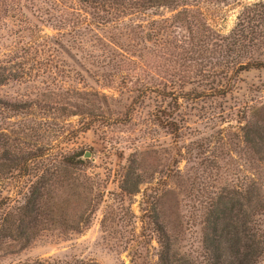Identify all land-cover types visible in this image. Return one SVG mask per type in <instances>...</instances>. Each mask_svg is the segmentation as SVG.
<instances>
[{"label": "rangeland", "instance_id": "1", "mask_svg": "<svg viewBox=\"0 0 264 264\" xmlns=\"http://www.w3.org/2000/svg\"><path fill=\"white\" fill-rule=\"evenodd\" d=\"M202 7L196 14L207 19L204 27L192 12L184 19L179 8L99 23L100 12L79 0L0 3V71L9 77L0 84V152L17 144L18 135L21 141L26 128L31 147L79 152L85 172L106 192L88 225L8 242L0 264H158L152 219L171 228L177 257L196 256L190 202L200 198L189 186L192 177L208 188L250 183L264 194V160L256 153L264 145L251 152L243 141L254 107L264 102V67L229 69L233 61L217 55L213 31L237 27L245 41L232 57L264 62V0ZM217 60L228 67L223 78L213 67ZM6 103L19 104V112ZM127 172L128 187L143 179L133 194L118 185ZM20 185L0 175V198ZM257 264H264V252Z\"/></svg>", "mask_w": 264, "mask_h": 264}, {"label": "trees", "instance_id": "2", "mask_svg": "<svg viewBox=\"0 0 264 264\" xmlns=\"http://www.w3.org/2000/svg\"><path fill=\"white\" fill-rule=\"evenodd\" d=\"M5 1L0 0V3ZM79 1L85 3L94 13L100 12L95 17L99 23L121 21L127 16L151 8L170 10L179 8V14H183L184 19L187 20L192 15L201 24L199 26L204 27L202 25L207 23V19L196 14L202 11V5L226 4L232 0ZM238 30L235 27L227 34L213 30L215 52L222 57H230L232 59L230 62L233 61L234 66L229 69H234L237 73L242 70L263 68L264 62L260 59H251L242 64V60L232 57L235 48L245 41L244 35L239 34ZM213 67L219 71L217 75L220 78L228 73V67L218 60ZM7 79L9 77L5 72L0 71V84ZM4 103L0 100V106L3 107ZM19 108V104L16 103L6 106V109L15 112ZM253 111L254 122L246 126L243 136V141L251 152L256 151L254 147L264 145V102L254 107ZM25 130L26 128H22L20 131L22 134L19 132L21 141L18 135V142L14 141L17 144L7 143L0 152V175L22 182L13 196L0 198V250L8 242L28 243L44 230L57 229L63 233L79 230L81 223L85 225L90 223L94 211L104 201L106 195L105 190L99 187L97 178L85 172L86 164L79 157V152L61 149L48 151L42 147H31L27 142L26 137L29 135ZM169 130L171 133L176 131L170 126ZM256 153L264 160V152ZM128 161L130 164L131 161ZM128 177L130 175L127 172V179L122 176L118 185L123 193L133 194L138 191L137 187L143 179L138 180L134 188H131L125 184ZM248 178L251 179V176ZM190 180L189 186L195 192V196L200 198L190 202V207L194 211L192 220L198 227L199 251L196 256L184 253L177 257L175 242L172 241L170 234L171 228L162 224V220L152 219V223L158 227L156 228L159 244L158 264H257L264 252V194L260 188L253 187L250 183L239 190L236 188L234 190L233 186L228 187L226 184L212 185L208 188L204 187L203 183L200 186L195 184V177ZM105 219L106 214L102 222ZM20 264L97 263L81 259H36Z\"/></svg>", "mask_w": 264, "mask_h": 264}, {"label": "water", "instance_id": "3", "mask_svg": "<svg viewBox=\"0 0 264 264\" xmlns=\"http://www.w3.org/2000/svg\"><path fill=\"white\" fill-rule=\"evenodd\" d=\"M90 152L86 150V153L83 155V157H89Z\"/></svg>", "mask_w": 264, "mask_h": 264}]
</instances>
